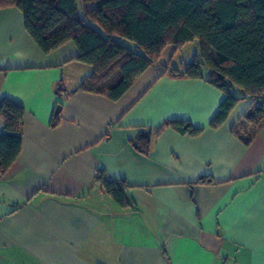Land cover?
<instances>
[{
  "label": "crops",
  "instance_id": "1",
  "mask_svg": "<svg viewBox=\"0 0 264 264\" xmlns=\"http://www.w3.org/2000/svg\"><path fill=\"white\" fill-rule=\"evenodd\" d=\"M182 48L166 46L112 100L79 89L93 68L75 59V42L45 53L19 8L0 9V101L25 110L21 152L0 173L3 264H264V124L248 145L232 133L251 106L244 99L211 128L225 93L171 73L184 68ZM172 119L204 130L156 134ZM4 126L0 117V134ZM101 170L125 181L138 211L104 191Z\"/></svg>",
  "mask_w": 264,
  "mask_h": 264
},
{
  "label": "trees",
  "instance_id": "2",
  "mask_svg": "<svg viewBox=\"0 0 264 264\" xmlns=\"http://www.w3.org/2000/svg\"><path fill=\"white\" fill-rule=\"evenodd\" d=\"M7 7L23 12L25 27L43 52L75 42V59L93 68L79 89L112 100L120 99L141 73L158 63L166 46L181 49L198 40L199 54L182 71H170L176 77L206 78L225 93L211 128L223 125L244 99H251V106L232 133L248 145L264 124V0H0V9ZM61 110L59 102L52 126L60 121ZM24 114L17 102L0 101L5 122L0 134L1 175L21 152ZM164 128L190 136L204 130L189 120L172 119L156 134ZM151 144V134L139 136L140 151L148 153ZM96 181L119 206L139 210L127 196L125 181L107 177L102 170ZM198 182L213 180L203 177Z\"/></svg>",
  "mask_w": 264,
  "mask_h": 264
},
{
  "label": "rangeland",
  "instance_id": "3",
  "mask_svg": "<svg viewBox=\"0 0 264 264\" xmlns=\"http://www.w3.org/2000/svg\"><path fill=\"white\" fill-rule=\"evenodd\" d=\"M125 43L133 47L134 43L130 40H125ZM200 52V46L198 40L189 42L186 44L182 50L179 52L177 58L179 60H183L182 63L185 65L186 63H189L193 60L194 55L199 54ZM207 74V70L204 71Z\"/></svg>",
  "mask_w": 264,
  "mask_h": 264
},
{
  "label": "built area",
  "instance_id": "4",
  "mask_svg": "<svg viewBox=\"0 0 264 264\" xmlns=\"http://www.w3.org/2000/svg\"><path fill=\"white\" fill-rule=\"evenodd\" d=\"M0 264H3V263L0 261Z\"/></svg>",
  "mask_w": 264,
  "mask_h": 264
}]
</instances>
